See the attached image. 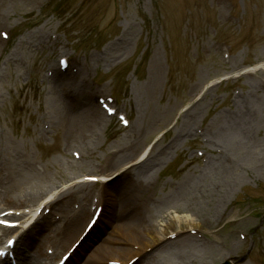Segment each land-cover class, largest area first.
<instances>
[{
  "label": "rangeland",
  "instance_id": "1",
  "mask_svg": "<svg viewBox=\"0 0 264 264\" xmlns=\"http://www.w3.org/2000/svg\"><path fill=\"white\" fill-rule=\"evenodd\" d=\"M259 64L264 0H0V193L52 192L108 165L119 192L139 186L144 223L159 230L177 215L201 224L170 236L186 242L170 247L169 264H264V68L235 77ZM57 111L82 113L88 127L65 137ZM122 149L151 159L134 181L127 158L108 164ZM39 210L13 234L49 208ZM47 223L42 236L58 227ZM113 226L94 227L81 260ZM69 233L53 240L50 264L76 238ZM143 254L126 264L154 256Z\"/></svg>",
  "mask_w": 264,
  "mask_h": 264
},
{
  "label": "bare ground",
  "instance_id": "2",
  "mask_svg": "<svg viewBox=\"0 0 264 264\" xmlns=\"http://www.w3.org/2000/svg\"><path fill=\"white\" fill-rule=\"evenodd\" d=\"M258 66L264 68L263 64ZM57 113H59V115H57V123L60 127H64L63 123L67 122V126L64 127V130H66L65 137L69 135L71 136L81 130H86L85 128L88 127L86 120L87 117L84 118L82 113L76 115L72 114L68 117H62L59 111H57ZM89 117L88 120L90 121L93 117V113H91V116ZM125 120L129 122L128 119ZM127 149L133 150L134 148L130 147ZM125 150L126 149H122L119 151L120 155H118V153L115 154V157H113L108 164L114 166L117 161L127 158L128 161L126 163L129 164V166L128 168L125 167L126 169L123 172L126 171L127 177L131 179V181H134L133 176L146 171V167L151 164V159L149 157L144 158L145 150L142 154H136L134 156H131L134 153L126 156ZM74 155L76 157L79 156L78 153ZM100 167L101 168L98 170V172H100L99 175L97 173L86 176L84 175L87 177L86 180L69 181L67 184H64V187L59 186L52 192L40 187L37 192L31 193L24 187H20L21 189L15 191H18L17 193L9 190L0 193V221L5 220L17 223L23 216L26 217L30 215L25 218V222L28 223L34 218L39 209V213H42L44 212L45 207L49 208L46 214L41 215V220H37L38 224L33 226L31 231L27 232V234L25 231L17 235V237L19 236L20 238L18 240L16 238L14 250L16 258L20 260L19 264H40L42 260H45L44 264H46L52 258L45 252V248H47L48 245L54 246L53 240H57L58 242V239L55 237H64V240L61 239V243L63 244L67 239L66 236L69 238V235H71L69 232L77 230V233H75L76 238H74V240L78 239L79 234L81 236L82 231H84L87 228L86 226L91 223L90 221L93 219L95 212H98V215L93 220V225L90 230L84 234L77 248L73 251L69 259V264H73V262H75V264L80 262V264H126L128 260L130 262L131 258L142 253H144V256L148 254H151V256L154 255L151 260L144 264H169L166 259V254L170 252V247L173 244L186 242V239L183 237L171 240L170 236L177 231H188L201 225L187 216L178 217L177 215H174L172 220H167V222L161 224L159 230H156L154 224L150 222L144 223V211H142V208L139 209L140 205L135 202L140 191L139 186H136L135 182L127 183L130 186L128 188L125 187L123 190L124 196L118 198L117 194L121 193L122 195L123 193L119 192L122 189L118 181L121 178V175L118 174L115 178L109 181L110 174H107L109 166L102 165ZM2 180L4 181V178H1L0 186L2 185ZM95 188L97 189L96 192H94ZM40 196L41 198L39 201L41 202L34 207L35 209L33 213H31V211H26L25 208H28V205L32 203V199L36 197L39 198ZM71 201L76 203V205L72 204L76 209L75 211L67 210L65 208V204ZM43 203L45 205H42ZM114 208L117 213L114 211ZM18 210H22L21 215L16 213ZM89 210L93 212L91 213ZM2 212L7 213L3 214ZM88 212L91 213V217L87 222L86 216L89 215ZM52 213L56 216L55 218L50 215ZM47 221L56 223L58 225V230L56 229L53 232V235L47 232L42 236L43 230L49 226ZM102 222L107 224L110 223L111 225L112 223H116L117 227L113 226V232L109 233L112 235L104 240L102 248L99 250H93L94 252H92L90 256L85 255L83 260H81L82 258L80 255L85 252L93 238H97L100 234L99 229L94 232V227ZM0 229L2 231V236L13 234L16 231L15 226L8 229L0 226ZM64 231L66 232L64 233ZM1 238L2 237L0 236V240ZM31 240H39V243L41 242V244L37 246L36 249H33L32 247L27 246L31 245L29 244ZM20 245L23 247L26 245L27 248L22 249ZM58 247L60 249L61 246ZM69 247L70 246H67L64 251L67 252L70 249ZM72 257L74 260H72ZM0 264H7V261L2 262L0 259Z\"/></svg>",
  "mask_w": 264,
  "mask_h": 264
},
{
  "label": "snow or ice",
  "instance_id": "3",
  "mask_svg": "<svg viewBox=\"0 0 264 264\" xmlns=\"http://www.w3.org/2000/svg\"><path fill=\"white\" fill-rule=\"evenodd\" d=\"M61 63H63V62L61 61ZM0 223H4V224L7 225V221L0 222ZM9 227H13V226H9ZM19 238H20V237L18 236V237H17V240H18ZM15 242H16V241H14V240H12V239H8V240H7V244H8L9 246L13 245ZM3 255H4V252H3V251H0V256H3Z\"/></svg>",
  "mask_w": 264,
  "mask_h": 264
},
{
  "label": "water",
  "instance_id": "4",
  "mask_svg": "<svg viewBox=\"0 0 264 264\" xmlns=\"http://www.w3.org/2000/svg\"><path fill=\"white\" fill-rule=\"evenodd\" d=\"M221 264H233L231 261H229V260H226V261H224L223 263H221Z\"/></svg>",
  "mask_w": 264,
  "mask_h": 264
}]
</instances>
